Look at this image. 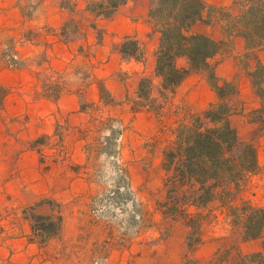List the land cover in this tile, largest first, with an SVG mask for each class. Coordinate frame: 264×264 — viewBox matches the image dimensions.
<instances>
[{
  "label": "rangeland",
  "instance_id": "rangeland-1",
  "mask_svg": "<svg viewBox=\"0 0 264 264\" xmlns=\"http://www.w3.org/2000/svg\"><path fill=\"white\" fill-rule=\"evenodd\" d=\"M216 16L222 18L220 13ZM3 61L15 65L17 54L2 53L0 67ZM183 63L181 59L177 62L179 67ZM88 75L81 64L77 73L65 74L62 80L83 84ZM51 80L46 90L53 96L57 87ZM153 82L156 93L160 80ZM9 91L0 83V129L5 128L0 142L38 148L41 178L22 187L0 182V264H186L189 227L164 215L160 204L165 197L164 149L173 139L172 129L178 121L194 111L183 88L171 94L161 115L154 110L162 100L157 93V101L149 103L154 109L142 108L151 110L158 122L152 134H144L145 128L141 131L131 119L123 118V104L109 91L103 97L105 104L83 103L87 120L71 128L53 119L48 128L43 119L11 117L3 105ZM137 99H129L125 105ZM232 107L231 123L239 138L254 143L258 152L264 150L262 109L244 114L242 103ZM232 190L236 192L235 187ZM238 196L264 206V164ZM33 211L60 221V232L47 241L34 234ZM204 228L202 243L215 242L217 252L209 257L211 250L200 244L189 264H236L232 243L223 237L226 226L207 222ZM259 240L264 243V229Z\"/></svg>",
  "mask_w": 264,
  "mask_h": 264
},
{
  "label": "crops",
  "instance_id": "crops-1",
  "mask_svg": "<svg viewBox=\"0 0 264 264\" xmlns=\"http://www.w3.org/2000/svg\"><path fill=\"white\" fill-rule=\"evenodd\" d=\"M203 1L230 11L238 7L235 0ZM73 2L75 8L71 11L61 5V0H0V55L15 52L18 58L15 65L3 61L0 67L1 85L11 89L4 99L6 113L11 117H25L28 121L43 119L47 127L51 124L50 119L65 123V127L82 126L88 117L82 104H105L104 86L123 104V118L131 119V124L140 130L145 128L141 130L144 134L156 132L158 122L151 110L135 111L131 105H125L129 99L138 97L144 77L158 78L159 33L149 16L151 0H129L114 13L98 16L87 10L85 0ZM192 30L216 40H229L227 50L225 48L215 56L218 57L214 62L218 81L235 84V92L227 97L231 106L242 103L244 114L262 109L264 121V101L256 93L245 64L248 61L249 66H254L258 60L264 65V47L245 58L249 53L245 38L237 33L229 35L223 23L199 21ZM128 37L139 41L143 60L121 50ZM180 59L184 61L182 67L188 68V60L181 57L178 61ZM81 64L89 73L85 83L62 80L65 74L77 73ZM121 72L124 73L122 77L119 76ZM50 78L57 87L53 96L46 90ZM179 88H183L188 105L194 111H203L217 101L216 90L201 73L190 72ZM4 134L5 128L0 129V140ZM258 153L259 164L263 165L264 150ZM39 161L38 148L0 142V182L19 183L22 187L27 181H38L41 178ZM18 197L23 198V195ZM201 244L211 250L209 257L216 254L215 242ZM263 245L259 238L241 241L239 251L257 253L264 250Z\"/></svg>",
  "mask_w": 264,
  "mask_h": 264
},
{
  "label": "trees",
  "instance_id": "trees-1",
  "mask_svg": "<svg viewBox=\"0 0 264 264\" xmlns=\"http://www.w3.org/2000/svg\"><path fill=\"white\" fill-rule=\"evenodd\" d=\"M128 1L85 0L87 10L96 16L110 15ZM235 3L239 8L236 14L228 8L209 6L203 0H151L149 16L159 33L156 75L160 86L156 93L162 100L159 109L149 104L157 101V95L153 79L144 77L139 85L138 99L131 105L133 110L148 107L161 115L166 109L165 102L190 72L206 75L217 92V101L205 110L189 111L178 121L172 129L173 139L164 149L165 197L160 204L164 215L189 227L186 264L195 260L194 251L205 241L207 222L219 228L226 226L223 237L232 243L231 248L237 255L236 264H264V250L249 254L239 251L241 241L261 236L264 206L238 196L261 165L255 144L241 140L231 123L234 109L227 97L235 92V84H220L212 62L227 48L229 40H216L192 30L199 21L223 23L229 35L237 33L245 38L249 50L247 57L255 55L256 50L264 47V0H235ZM61 5L71 11L75 8L73 0H61ZM218 13L222 18L216 16ZM121 50L143 60L135 37L126 38ZM181 57L188 60V68L178 66ZM246 62L252 85L264 101V65L258 60L254 66ZM102 92L103 97L108 93L104 86ZM128 192L132 193L130 187ZM216 209L224 215L221 217ZM31 219L34 234L46 241L62 228L60 221L35 211Z\"/></svg>",
  "mask_w": 264,
  "mask_h": 264
}]
</instances>
